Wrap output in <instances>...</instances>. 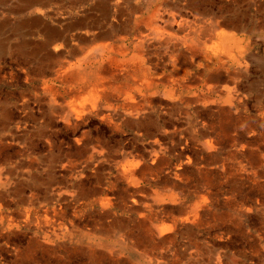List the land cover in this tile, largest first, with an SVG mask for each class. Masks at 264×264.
I'll return each mask as SVG.
<instances>
[{
  "label": "rangeland",
  "instance_id": "1",
  "mask_svg": "<svg viewBox=\"0 0 264 264\" xmlns=\"http://www.w3.org/2000/svg\"><path fill=\"white\" fill-rule=\"evenodd\" d=\"M0 264H264V0H0Z\"/></svg>",
  "mask_w": 264,
  "mask_h": 264
},
{
  "label": "bare ground",
  "instance_id": "2",
  "mask_svg": "<svg viewBox=\"0 0 264 264\" xmlns=\"http://www.w3.org/2000/svg\"><path fill=\"white\" fill-rule=\"evenodd\" d=\"M107 6V5H106ZM107 9V8H106ZM101 14V13H100Z\"/></svg>",
  "mask_w": 264,
  "mask_h": 264
}]
</instances>
